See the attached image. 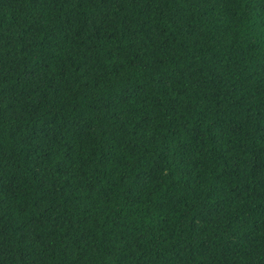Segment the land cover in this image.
Instances as JSON below:
<instances>
[{"label":"trees","instance_id":"trees-1","mask_svg":"<svg viewBox=\"0 0 264 264\" xmlns=\"http://www.w3.org/2000/svg\"><path fill=\"white\" fill-rule=\"evenodd\" d=\"M0 264H264V0H0Z\"/></svg>","mask_w":264,"mask_h":264}]
</instances>
